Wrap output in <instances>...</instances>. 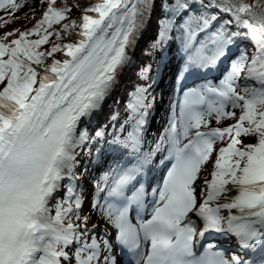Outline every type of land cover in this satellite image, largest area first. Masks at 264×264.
Instances as JSON below:
<instances>
[{
    "label": "snow or ice",
    "instance_id": "obj_1",
    "mask_svg": "<svg viewBox=\"0 0 264 264\" xmlns=\"http://www.w3.org/2000/svg\"><path fill=\"white\" fill-rule=\"evenodd\" d=\"M28 3L0 0V264H264V0H36L9 29Z\"/></svg>",
    "mask_w": 264,
    "mask_h": 264
},
{
    "label": "rangeland",
    "instance_id": "obj_2",
    "mask_svg": "<svg viewBox=\"0 0 264 264\" xmlns=\"http://www.w3.org/2000/svg\"><path fill=\"white\" fill-rule=\"evenodd\" d=\"M35 2H36V0H29V3H28V5H27V7L21 9V10L19 11V13H18V15L21 17V19L14 21L13 24H12L13 26H15V27H16V26L27 27V26L29 25V24H27V20L24 19L23 17H24V14H25V13H28V12H29V10H30V8H31L32 6H35ZM3 14H4V12L2 11V12L0 13V15H3ZM8 28H11V26L8 25ZM4 30H5V29H4V27H3V24L0 23V34H2ZM209 171H210V170H209ZM209 178H210V176H209Z\"/></svg>",
    "mask_w": 264,
    "mask_h": 264
}]
</instances>
